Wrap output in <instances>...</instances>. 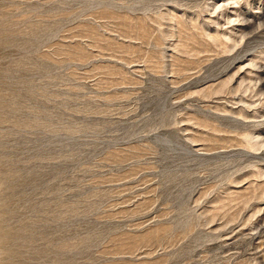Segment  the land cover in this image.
I'll return each mask as SVG.
<instances>
[{"label": "rangeland", "instance_id": "374dc122", "mask_svg": "<svg viewBox=\"0 0 264 264\" xmlns=\"http://www.w3.org/2000/svg\"><path fill=\"white\" fill-rule=\"evenodd\" d=\"M261 17L0 0V264H264Z\"/></svg>", "mask_w": 264, "mask_h": 264}, {"label": "bare ground", "instance_id": "6f19581e", "mask_svg": "<svg viewBox=\"0 0 264 264\" xmlns=\"http://www.w3.org/2000/svg\"><path fill=\"white\" fill-rule=\"evenodd\" d=\"M235 4H239V3H235ZM235 11L236 12H240V10H239V7L238 8H236L235 9ZM234 19L233 20H231L230 21V19H229V21H230V23H248L249 21H248V19H247V17L246 16H244V15H241V16H234L233 17ZM255 24H256V22H255ZM257 25V24H256ZM250 26V24L249 25H247L246 27H244L243 28V34H242V38H241V40H237L236 38V40L234 41V43H235V45H234V47H233V49H232V51L235 49V48H237L241 43H243V40L244 39H247V37H248V35H250V34H252L253 32H249V30H248V27ZM263 29L264 28V17H261V18H259V23H258V26H257V29ZM256 29V28H255ZM256 29V30H257ZM254 34V33H253ZM248 42H249V40L247 39V41H246V45L248 44ZM243 59V58H242ZM253 59V58H252ZM261 60V59H260ZM252 61V60H251ZM249 62V61H248ZM250 63V62H249ZM235 65V64H234ZM251 66L252 67H254V68H256V69H259V70H261V69H263L264 67L262 66H260V65H257V64H255V62H251ZM239 72V71H238ZM237 72V73H238ZM260 73V72H259ZM257 75H258V79H257V81L255 82H251L250 81V83H248L247 82V79H243L242 80V82H241V84H239V87H238V89H237V91L239 92L241 89H243V91H244V93H248V92H251V93H254V95H256V96H258V95H261V96H263L264 97V80L262 79V74L260 73V74H258L257 73ZM235 78V77H234ZM252 80V79H251ZM255 80V79H254ZM253 81V80H252ZM253 95V96H254ZM253 98V97H252ZM255 98H257V97H255ZM261 100H262V98H261ZM252 104V103H251ZM262 107H264V105L262 106ZM258 126V125H257ZM256 126V127H257ZM250 136V135H249ZM257 137V136H256ZM261 138H262V136H261ZM256 144V143H255ZM256 145H258L259 146V148H257L258 149V151L259 150H262L263 148H264V141H262V142H258V144H256ZM255 145V146H256ZM255 146H254V148H255ZM264 216V215H263ZM259 228H257V230H258ZM260 230V231H259ZM258 230V235L259 236H261V237H263V239H264V228H262V229H259ZM257 236V235H256ZM254 238V237H253ZM254 240V239H253ZM262 240V239H261Z\"/></svg>", "mask_w": 264, "mask_h": 264}]
</instances>
